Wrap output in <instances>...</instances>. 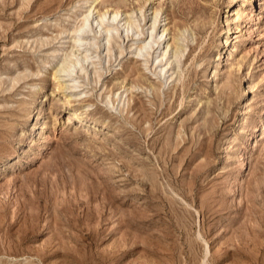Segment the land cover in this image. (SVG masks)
<instances>
[{
  "label": "rangeland",
  "instance_id": "obj_1",
  "mask_svg": "<svg viewBox=\"0 0 264 264\" xmlns=\"http://www.w3.org/2000/svg\"><path fill=\"white\" fill-rule=\"evenodd\" d=\"M0 80V264H264V0H0Z\"/></svg>",
  "mask_w": 264,
  "mask_h": 264
},
{
  "label": "bare ground",
  "instance_id": "obj_2",
  "mask_svg": "<svg viewBox=\"0 0 264 264\" xmlns=\"http://www.w3.org/2000/svg\"><path fill=\"white\" fill-rule=\"evenodd\" d=\"M96 0H94L95 2ZM92 3V2H91ZM206 6V5H205ZM92 7V6H91ZM141 8V7H140ZM95 10V7L93 8H90L86 14V16L84 17V20H83V23H81V25L75 27L74 31L77 32V40L74 39V42H79V43H82V42H85L87 43L88 45H92L94 46L95 48H99L100 47V44H95L93 42L90 41V39L88 37H85V36H82V34H84L85 32H88V33H94V27H93V23L91 21V18H92V14ZM236 10H233V13H236L238 15V13L240 12H235ZM98 15H99V30L97 32L94 33L95 34H99L100 36H102L103 34H106V37L105 39H107L108 41V47L106 48L107 50V53L108 55H110L111 52H113L114 50L111 51L110 49V46L112 44H118L117 41L119 40H122V34L123 32H125V35L123 38H129L131 35L129 34L131 31L133 30H136V33H135V36H140L141 34L144 35V32H140V30H138V27L139 25L136 24V20L133 18V16L131 14H126V18H123L125 19V23L122 24L121 26L119 25L118 26V23L120 24V22L118 21L121 17H122V12L120 10H117L115 9L113 11V14L112 16H110L111 20L113 23L115 24H109V27H105L104 26V20L107 18V15L109 14V10L105 11V12H101L100 10L98 11ZM134 13V12H133ZM159 14H160V11L159 10H154V12L152 13V24H151V27L150 29L152 30L150 32V36H151V39L149 42H145L146 40H140L138 37V39H132L131 41H133V43L129 46V48H136L133 51L134 53H136V55H139V56H143L145 57L146 59H143V62H145V65L148 66L149 62H150V59L153 58L154 56V53L156 50H158L159 48H161V52L158 56H155V58H153L155 61V64L157 65V67H154L153 69L155 70V72H157V69L161 66V64L159 65V63H162L165 59V56L167 55V53L169 52V49H171L172 51V56L175 57V58H182L185 54L184 52L186 51L184 49V47L182 45H180L178 42H179V39H181V37H183L185 34H187L186 32H188V29H185L183 31L181 30H178L179 33L177 34L176 37H174V41L176 43L174 44H168V41H166V37L168 36L169 34V29L164 27L163 30L161 31V33H157L155 35V29H157V23L159 21ZM236 17H239V16H236ZM122 19V18H121ZM122 19V20H123ZM116 22H118L116 24ZM121 27H124V30H121ZM233 27V26H232ZM237 27V26H236ZM141 28V27H139ZM216 28V27H215ZM66 28H64V31H65ZM144 30V27L142 28ZM191 30V29H190ZM67 31V30H66ZM239 31V30H238ZM160 32V31H159ZM64 33V32H63ZM134 36V35H133ZM174 35H172L173 37ZM132 37V36H131ZM186 37V35L184 36ZM76 38V37H75ZM226 45L228 44L230 38L226 39ZM140 41V42H139ZM182 41V40H181ZM180 41V42H181ZM107 43V42H106ZM182 44V43H181ZM155 45L157 48H155ZM76 46V45H75ZM136 46V47H135ZM119 47V53L123 55V52L125 51V47L124 49L121 47V46H118ZM114 49V48H113ZM73 51V50H72ZM71 51V52H72ZM131 51V50H130ZM163 53V54H162ZM68 54V53H67ZM66 54V55H67ZM76 54V53H75ZM68 54L67 56H65V58H63L61 64L59 65V67L57 66L56 68V71H55V76L57 77L60 73H64L66 74L67 76H74L75 74H78L79 72L77 71V69L79 68V71H84V64L86 61H88L90 58L85 55L84 57H82L81 59L78 58L77 54ZM76 56V59L72 58V56ZM112 56V55H110ZM187 56H190V54H188ZM195 56V55H194ZM113 57V56H112ZM187 58V57H186ZM194 58V57H193ZM217 59L216 60H219V57H216ZM58 64V63H57ZM94 65V64H93ZM96 65V64H95ZM154 65V64H153ZM179 65V64H178ZM152 67V66H151ZM149 67V68H151ZM147 69V67H146ZM160 71L157 72V74L160 76V77H163L166 79V74H165V69H159ZM96 71V70H95ZM94 71V73H95ZM179 71V70H178ZM100 72V71H99ZM177 72V70L175 71ZM96 73L98 74V72L96 71ZM174 73V72H173ZM178 73V72H177ZM86 74V73H85ZM156 74V73H155ZM180 74V72L178 73ZM65 75V76H66ZM99 77V75H98ZM57 79V78H56ZM76 79V78H74ZM61 80V79H60ZM1 81V80H0ZM58 81H59V78H58ZM63 83V82H62ZM153 87V89L157 90L156 87L152 84L151 85ZM67 88L66 86H64L63 84H61V82L57 85V88ZM134 87V86H133ZM54 93V92H53ZM69 101V100H68ZM208 111V110H207ZM210 111V110H209ZM207 113V112H206ZM75 115V114H74ZM73 115V117H74ZM76 116V115H75ZM45 126V125H44ZM251 145V144H250ZM246 155V154H245Z\"/></svg>",
  "mask_w": 264,
  "mask_h": 264
}]
</instances>
